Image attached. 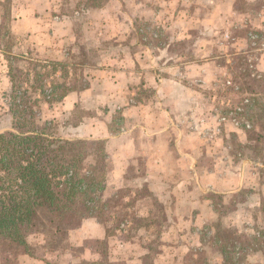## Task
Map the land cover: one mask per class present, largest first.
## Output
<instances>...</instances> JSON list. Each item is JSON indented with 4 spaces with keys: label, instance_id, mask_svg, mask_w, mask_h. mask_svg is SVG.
<instances>
[{
    "label": "crops",
    "instance_id": "crops-1",
    "mask_svg": "<svg viewBox=\"0 0 264 264\" xmlns=\"http://www.w3.org/2000/svg\"><path fill=\"white\" fill-rule=\"evenodd\" d=\"M113 4L114 0H107L104 5L85 8L83 12L89 17L77 19L75 13H80L75 10L79 6L69 0H0V25L9 19L10 33L16 39L12 46L0 45V108L13 116L10 100L15 91L13 60L17 57L25 62L32 58L56 65L65 62L77 54V26L80 27L78 30L83 32L86 42L84 52L100 54L98 61L86 65L82 86H75L70 77L62 80L57 73L56 78L48 81L46 91L34 90L33 96L40 101L37 117L44 121L63 120L62 124L68 125L63 138L101 141L108 164L103 198H113L121 189L131 188L124 194L122 209L119 205L107 208H116L114 214L124 210L129 200H134L130 212L135 213L136 220H145L142 224L128 221L118 226L114 225V217L108 220L93 212L69 232L70 248H83L82 258L69 249L46 252L43 237L34 235L37 238L29 241L36 246L35 255L23 252L15 264H98L99 242H105L106 264H188L189 259L196 261L199 250L206 248L203 229L209 226L211 234L216 231V211L204 193L220 191V175L214 168H208L209 181L202 183L197 147H203L204 143L194 139L199 134L197 131L191 136L176 121L186 111L187 81L159 73L153 63L151 66L141 60L139 48L125 43L132 39V19L129 16L126 19L121 11L114 16L110 11ZM4 7H8V18ZM97 14L100 18L95 17ZM113 18L117 19V26L113 25ZM89 20L98 31L90 30ZM76 21L81 24L76 25ZM92 32H97L98 43L116 39L119 44L116 47L90 45L87 41L93 38ZM261 60L264 64V52ZM197 63L205 81L213 65L219 67L217 70L221 66L211 58ZM162 64L165 68L167 62ZM54 80L66 83L70 91L63 98L49 102V94L56 91L52 85ZM80 109L82 113L78 112ZM118 114L122 126L115 132L111 125ZM72 117L77 119L73 121ZM13 128H3L0 132ZM174 153L176 158L172 162ZM140 157L147 173L129 178V170L138 164ZM228 175L239 177L241 187L249 184L245 169L239 174L231 171L223 183V195L232 190ZM211 255L220 258L221 251ZM3 260L6 259L0 256V264H6Z\"/></svg>",
    "mask_w": 264,
    "mask_h": 264
},
{
    "label": "rangeland",
    "instance_id": "rangeland-1",
    "mask_svg": "<svg viewBox=\"0 0 264 264\" xmlns=\"http://www.w3.org/2000/svg\"><path fill=\"white\" fill-rule=\"evenodd\" d=\"M69 1L79 6L75 10L80 13H75L77 19L89 17L83 9L104 5L107 2V0ZM173 1L114 0L110 11L114 16L121 11L126 19L128 16L132 19V39H128L125 43L139 48L140 58L145 64L149 63L152 66L153 63L159 73L178 76L183 81H187L189 87L184 88L189 99L184 103L186 111L183 112L181 119L176 121H180L191 136H194V132L197 131L199 134L195 135L197 137L194 139L198 143L201 141L204 143L203 147H197L199 174H203L204 180L202 183L209 181V177L206 176L208 168H214L220 175L221 189H225L223 183L231 171L239 174L245 169L249 183L246 187H241L239 177L231 178L228 175V180L230 179L228 183L232 184V190L229 193L223 195L221 189L219 192L204 193L206 198H210L216 211L217 216L214 221L216 231L211 234L209 226L203 229L206 248L199 250L200 255L196 261L189 259L188 264H263L264 64L261 57L264 52V0ZM4 10L8 18V7H4ZM95 17L100 18V15L97 14ZM90 20L92 21V18ZM90 20L89 27H92L90 30L98 31ZM113 20H115L113 25L117 26V19L113 18ZM80 24L76 21V25ZM78 29L80 27L77 26L79 36L77 54L65 62L56 65L52 62L41 63L32 58L26 59L25 62L17 57L13 60L18 89L12 93L10 99L12 105L24 106L26 98L33 95L34 90L44 89L33 86L31 88V85L35 86L39 82L49 86L48 81L53 77L56 78L57 73L64 81L70 77L75 86H82L85 83L83 73L86 65L96 63L100 54L87 55L84 52L85 38L83 32ZM185 30L186 34H184ZM95 33L97 32H92L93 38L87 41L88 44L100 47H116L119 44L116 39L98 43ZM15 41L16 39L10 33V21L7 19L0 25V45L12 46ZM206 58H211L221 65L220 70H217L219 68L217 65H213L212 70L210 68L207 71L209 73L207 81L204 80L205 76L199 74L200 67L197 63ZM162 62H167L165 68ZM71 73L74 74L71 75ZM146 94H149V91ZM39 107L40 104L36 106V111L33 109L34 125L28 126L44 130L51 136L64 137L65 132L68 131L65 126L68 125H63V120H40L37 117ZM78 112L82 113V109ZM74 115L76 112L73 113ZM119 117V114L115 115L111 125L115 132L122 126ZM75 119L77 117H72L73 121ZM11 126H15L13 116L0 108V129ZM196 127L199 129L196 130ZM88 144L91 151L104 153L101 141H92ZM102 158L96 161V171L93 165L91 168L85 167L84 171L91 173L90 178L97 179H101V175L106 174L105 186L108 164L105 158ZM173 158L172 162L175 161L176 153L173 154ZM104 165L107 166V170L104 169ZM86 168L88 170H85ZM146 169L143 157H140L138 164L131 167L127 176L129 178L133 175L142 176L147 173ZM94 191L92 195L95 198L103 192L101 188ZM130 191L129 186L117 192L114 196L117 207L125 203L124 194ZM133 203L134 200H129L124 210L114 214L112 212L116 208L110 210L108 209L110 207H105V210H108L104 216L109 218L108 220L114 217V225L118 226L128 221L142 224L145 220H136L135 213L129 210ZM78 227L79 225L72 229ZM30 238L37 237L31 235ZM33 242L37 243L35 240ZM104 243L99 242L97 245L101 253L98 264L107 263L104 259L106 254ZM43 246L46 252L50 251L45 241ZM82 249L69 247V251L79 258L85 254ZM223 249L226 252H223ZM220 251V258L211 255ZM23 252H25L24 247L15 245L7 248L0 245V256L6 259L3 260L6 264H15L17 257ZM78 263L87 264L86 262Z\"/></svg>",
    "mask_w": 264,
    "mask_h": 264
},
{
    "label": "trees",
    "instance_id": "trees-1",
    "mask_svg": "<svg viewBox=\"0 0 264 264\" xmlns=\"http://www.w3.org/2000/svg\"><path fill=\"white\" fill-rule=\"evenodd\" d=\"M37 83L31 88L46 91V84ZM14 84L17 90L15 80ZM52 85L56 91L49 94V102L70 91L66 83L54 80ZM25 102L24 106H11L15 126L0 132V245H17L35 255L36 246L29 238L37 235L43 237L51 252H66L72 228L93 212L105 217V207L117 203L115 197L92 195L98 188L105 189L106 174L97 179L84 171L85 167H95L105 155L91 151L85 140L51 136L28 126L34 125L33 109L36 111L40 101L31 95ZM104 169L107 170L106 165Z\"/></svg>",
    "mask_w": 264,
    "mask_h": 264
}]
</instances>
